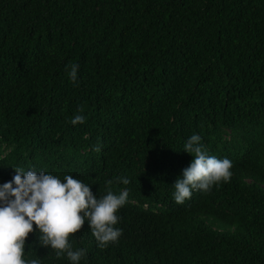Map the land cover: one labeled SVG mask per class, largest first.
<instances>
[{
  "label": "trees",
  "instance_id": "obj_1",
  "mask_svg": "<svg viewBox=\"0 0 264 264\" xmlns=\"http://www.w3.org/2000/svg\"><path fill=\"white\" fill-rule=\"evenodd\" d=\"M193 134L232 176L177 204ZM14 168L128 190L116 243L70 237L80 264H264V0H0V185ZM33 229L25 260L71 264Z\"/></svg>",
  "mask_w": 264,
  "mask_h": 264
},
{
  "label": "clouds",
  "instance_id": "obj_2",
  "mask_svg": "<svg viewBox=\"0 0 264 264\" xmlns=\"http://www.w3.org/2000/svg\"><path fill=\"white\" fill-rule=\"evenodd\" d=\"M78 68V64L70 65L68 75L74 83ZM85 119L77 114L70 122L83 124ZM101 147L94 146L93 151L100 152ZM183 151L193 159L182 170V179L177 178L174 183L177 204L191 199L193 191L208 192L214 185L230 181L232 162L209 155L198 134L190 136ZM14 169L12 179L0 185V264H40L38 259L24 258L25 241L34 231L33 224L40 233L39 244L50 247L57 258L66 256L71 264H80L86 257V249L74 248L70 242L86 221L101 249L119 240L122 229L116 227L117 213L128 201L127 189L115 194L109 187L105 195L97 198L90 185L71 175L61 181L44 171L37 174L35 170ZM117 182L127 185L129 180L118 177ZM106 184L111 185L112 181Z\"/></svg>",
  "mask_w": 264,
  "mask_h": 264
}]
</instances>
